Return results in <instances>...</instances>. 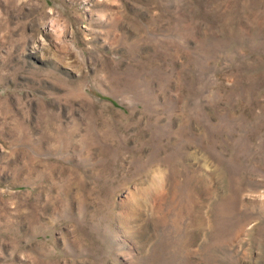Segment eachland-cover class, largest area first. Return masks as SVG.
Here are the masks:
<instances>
[{
  "label": "rangeland",
  "instance_id": "obj_1",
  "mask_svg": "<svg viewBox=\"0 0 264 264\" xmlns=\"http://www.w3.org/2000/svg\"><path fill=\"white\" fill-rule=\"evenodd\" d=\"M0 264H264V0H0Z\"/></svg>",
  "mask_w": 264,
  "mask_h": 264
}]
</instances>
